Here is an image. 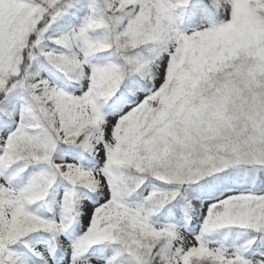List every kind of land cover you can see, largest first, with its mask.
<instances>
[{
    "label": "rangeland",
    "instance_id": "obj_1",
    "mask_svg": "<svg viewBox=\"0 0 264 264\" xmlns=\"http://www.w3.org/2000/svg\"><path fill=\"white\" fill-rule=\"evenodd\" d=\"M80 1L0 0V90L23 84L38 104L48 148L39 161L51 173L49 183L59 179L41 215L29 207L32 195L23 186H10L0 169V243L41 230L51 235L58 253L51 256L39 244L37 258L11 264H26L28 258L38 264H107L86 250L116 240L138 264L153 249L163 264H256L197 232L156 223L149 206L117 194L108 165L183 182L227 164H264V0H212L218 25L197 12L196 26L186 23L183 30L172 15L189 0H101L113 21L116 12L132 8L130 16L118 18L116 35L91 5L77 24L51 32ZM33 32L30 61L42 56L78 87L66 90L42 72L7 85L6 79L20 75ZM141 46L151 47L129 56L127 50ZM115 58L124 60L128 71L142 73L150 86L137 91L132 102L103 112L97 98L131 82L112 63ZM63 143L81 145L93 155L94 166L84 167L66 152L53 158ZM147 195L153 203L164 197L154 188Z\"/></svg>",
    "mask_w": 264,
    "mask_h": 264
},
{
    "label": "trees",
    "instance_id": "obj_2",
    "mask_svg": "<svg viewBox=\"0 0 264 264\" xmlns=\"http://www.w3.org/2000/svg\"><path fill=\"white\" fill-rule=\"evenodd\" d=\"M95 4L92 0L80 1L62 19L52 24L51 32L68 30L70 26L77 24L84 10L91 5L96 6L97 10L88 9L111 25V31L116 35L118 18L122 19L123 15L130 16L132 11V8H128L116 12L117 17L113 21L101 0H96ZM197 12L207 23L218 25L219 13L212 0H189L182 12L174 11L173 22L179 29H185L186 23L194 27V22L198 19ZM34 35L35 32L28 36L27 47L19 67L20 75L6 79L7 85L22 79L27 73L42 72L66 90L71 91L75 86L78 87L76 80L70 79L42 56L35 57V54L34 61H30L28 54L35 53L30 46ZM160 44L163 49L166 48L165 35ZM146 47L150 49L151 46L134 47L127 52L130 57H134L135 54L144 52ZM102 53L98 52V56ZM115 59L112 63L120 67L122 75L130 78L131 82L121 84L108 98H97L98 107L103 112L131 102L137 90H146L150 86L142 73L128 71L124 60ZM44 134L41 111L25 86L19 84L0 90V168L11 184L23 185L34 195L32 206L42 214L44 204L49 201L59 184L57 178L53 183H49L51 173L46 165L39 161L48 151ZM65 152L75 157L83 166L92 167L95 164L93 155L79 144H58L51 156L60 159L61 154ZM108 171L112 175L117 194L127 201L131 199L138 206H149L152 209L151 216L157 223L183 226L190 232H197L205 241L228 250L232 249L239 256L251 259L257 264H264L263 163L227 164L210 174L183 182H167L119 164L110 163ZM153 188L164 194L161 201L156 200L153 203L152 195H147ZM41 243L49 252H56L55 242L43 231L26 234L12 243H0V264H10L14 259H25L27 256L36 257L35 249ZM87 251L88 256L101 258L110 264H138L130 259L125 244L120 240L99 241L90 245ZM145 259L144 264H163L158 251L154 249ZM28 260L29 262H24L32 264V260ZM196 264L217 263L208 260Z\"/></svg>",
    "mask_w": 264,
    "mask_h": 264
}]
</instances>
